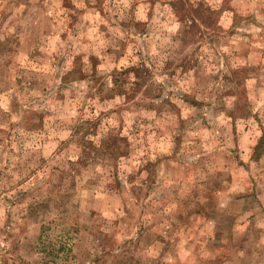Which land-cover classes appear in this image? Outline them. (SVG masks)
<instances>
[{"label":"rangeland","instance_id":"rangeland-1","mask_svg":"<svg viewBox=\"0 0 264 264\" xmlns=\"http://www.w3.org/2000/svg\"><path fill=\"white\" fill-rule=\"evenodd\" d=\"M260 141L264 0H0V264H264Z\"/></svg>","mask_w":264,"mask_h":264},{"label":"trees","instance_id":"trees-1","mask_svg":"<svg viewBox=\"0 0 264 264\" xmlns=\"http://www.w3.org/2000/svg\"><path fill=\"white\" fill-rule=\"evenodd\" d=\"M260 140H262V137ZM260 143H262V141L259 142V144L256 146V149H255L256 152H258V154L262 153V151L264 150V148L261 147L262 145H260Z\"/></svg>","mask_w":264,"mask_h":264},{"label":"crops","instance_id":"crops-1","mask_svg":"<svg viewBox=\"0 0 264 264\" xmlns=\"http://www.w3.org/2000/svg\"><path fill=\"white\" fill-rule=\"evenodd\" d=\"M256 146H257V145H256ZM256 146H255V147H256ZM262 154H264V150L262 151ZM260 157H261V156H260Z\"/></svg>","mask_w":264,"mask_h":264}]
</instances>
